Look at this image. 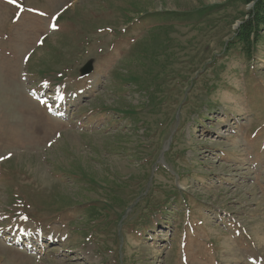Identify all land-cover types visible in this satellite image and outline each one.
<instances>
[{"label":"rangeland","instance_id":"374dc122","mask_svg":"<svg viewBox=\"0 0 264 264\" xmlns=\"http://www.w3.org/2000/svg\"><path fill=\"white\" fill-rule=\"evenodd\" d=\"M257 3L0 0V264H264Z\"/></svg>","mask_w":264,"mask_h":264},{"label":"trees","instance_id":"16d2710c","mask_svg":"<svg viewBox=\"0 0 264 264\" xmlns=\"http://www.w3.org/2000/svg\"><path fill=\"white\" fill-rule=\"evenodd\" d=\"M255 8L256 10L253 13V17L241 24L239 29L236 30L237 32H234L230 39L224 44L223 51H230L233 46H236L239 50H243L247 59H250L257 42L264 37L263 34L260 33V31H264V0H258ZM251 50L253 52H250ZM221 53L222 52H220V55Z\"/></svg>","mask_w":264,"mask_h":264},{"label":"water","instance_id":"95a60500","mask_svg":"<svg viewBox=\"0 0 264 264\" xmlns=\"http://www.w3.org/2000/svg\"><path fill=\"white\" fill-rule=\"evenodd\" d=\"M89 70H91V63L87 62L81 69H80V73L81 74H85L87 73Z\"/></svg>","mask_w":264,"mask_h":264},{"label":"snow or ice","instance_id":"6c2138e0","mask_svg":"<svg viewBox=\"0 0 264 264\" xmlns=\"http://www.w3.org/2000/svg\"><path fill=\"white\" fill-rule=\"evenodd\" d=\"M13 2H15V0H13ZM53 27H55V25H53Z\"/></svg>","mask_w":264,"mask_h":264},{"label":"bare ground","instance_id":"6f19581e","mask_svg":"<svg viewBox=\"0 0 264 264\" xmlns=\"http://www.w3.org/2000/svg\"><path fill=\"white\" fill-rule=\"evenodd\" d=\"M52 239V238H51ZM53 241V240H52ZM253 259V258H252Z\"/></svg>","mask_w":264,"mask_h":264}]
</instances>
